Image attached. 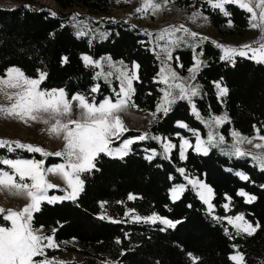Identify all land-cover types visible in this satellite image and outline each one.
Wrapping results in <instances>:
<instances>
[{
  "label": "trees",
  "instance_id": "16d2710c",
  "mask_svg": "<svg viewBox=\"0 0 264 264\" xmlns=\"http://www.w3.org/2000/svg\"><path fill=\"white\" fill-rule=\"evenodd\" d=\"M53 1L63 9L83 8L95 15L110 14L123 7L116 0ZM170 1L180 9H194L208 15L222 36L242 38L249 29V13L235 5L226 6L230 16L225 17L210 9L205 0ZM25 6L0 9V76L12 67L19 68L29 78H37L39 72H44L47 75L41 89H64L69 98L82 93L99 104L105 98L115 101L114 89L119 90V83L95 78L96 68L86 67L81 57L88 55L98 60L110 56L130 68L134 62L139 64V79L134 82L132 96L135 107L130 108L155 112L163 95L162 84L157 81L161 64L142 30L124 21L104 20L103 29L109 32L106 40L78 37L67 18L52 16L49 9ZM229 19L232 26L228 25ZM221 55L212 42L205 44V62L197 73L200 86V95L194 98L197 110L206 119L227 114L229 122L221 130L229 141L233 130L252 138L259 129V135L264 136V64L237 57L232 65L222 61ZM64 57L68 58L67 63L62 62ZM193 57L191 49L177 50L174 66L185 75L194 64ZM215 82L228 89L226 96L217 95ZM95 85H99V90L92 93L90 89ZM178 122L187 127H179ZM194 132L206 136L204 124L196 119L190 104L184 100L178 101L167 115L159 114L148 129L125 132L121 140L143 133L161 139L137 141L123 159L101 154L96 169L81 174L84 188L75 202L41 204V210L34 213L33 227L43 226L46 235L57 229L55 240L59 249L49 250L48 254L56 256L73 250L84 257L81 263L71 264H193L192 257L197 258L195 264H234L229 256L238 249L244 254L245 264H264V171L250 156L229 157L218 149L203 155L190 147L186 159L181 160L180 141L186 138L194 145ZM167 140L176 147L165 159L162 144ZM118 146L120 141L111 145ZM153 150L157 155L149 161L146 157ZM0 158L43 160L46 168L64 162L62 157H45L24 149L9 152L0 148ZM180 168L185 170L183 176L177 171ZM237 172H243L249 179L241 180ZM185 176L204 181L212 188L211 214ZM177 185L186 188L173 202L172 189ZM240 190L256 199L246 203V197L237 195ZM129 195L135 199L129 200ZM226 196L231 198L229 211L223 207L229 203ZM153 213L183 223L175 229L161 231L164 226L158 222H135L131 218ZM241 213L253 227L259 225L253 235H236L226 219L219 222L213 219ZM101 215L120 222L100 219ZM0 226H10V222L0 219ZM72 241L74 245H70Z\"/></svg>",
  "mask_w": 264,
  "mask_h": 264
},
{
  "label": "snow or ice",
  "instance_id": "6c2138e0",
  "mask_svg": "<svg viewBox=\"0 0 264 264\" xmlns=\"http://www.w3.org/2000/svg\"><path fill=\"white\" fill-rule=\"evenodd\" d=\"M121 3L122 0H116ZM128 2V0H123ZM168 0H163L166 5ZM205 3L212 10H218L225 17L230 16V12L226 6L235 5L239 9L249 13L248 24L252 29H260L261 41L257 42L259 47H253L246 44L239 47L230 45H222L216 43V47L222 51L220 59L232 65H235L236 58L241 57L250 59L255 63L264 64V0H205ZM29 7V6H25ZM162 9L160 0H141V6L136 8L138 14H146L151 11L156 14ZM56 16L55 12L51 13ZM79 14H74L73 20ZM201 16L200 12L193 13L191 19L195 21ZM207 20V17H203ZM228 25L232 26L231 19ZM86 27V26H85ZM183 32L184 35L177 36V33ZM150 37L152 33L146 32ZM54 36V33L52 34ZM76 35L82 37L87 35L86 31L78 30ZM106 37L107 34H101ZM186 37L188 39H186ZM198 33L190 31L184 25L170 26L162 29L155 35L157 47L165 54V58L161 60L162 67L160 69V82L167 85L166 89H161L163 95L161 100L157 103L156 111L152 113L155 119L157 113L167 115L171 111L172 105L179 100H187L191 105L192 114L196 119L205 123L209 128L207 140H202L198 133H193L196 136V144L192 145L188 140L182 138L179 147L180 158L186 159V149L189 147L194 148L197 153L207 155L211 147H220L225 144L224 136L214 131L223 123L229 122L227 114L223 116H212L208 121L203 120L196 105L193 103L192 98L200 95V86H191L181 83H173L181 78L171 69L166 63V60L173 59L172 50L179 47L182 43L189 46L194 53V64L189 69L190 79H195L196 73L199 72L203 61L199 59L202 53H197L196 49L202 44L207 37H200L197 40ZM189 40L191 43L189 44ZM164 41L161 45L159 42ZM160 59V55L157 54ZM86 67L99 68L100 61L93 60L88 55L81 57ZM178 59V57L176 58ZM108 62L109 71L105 74V78L113 76L115 69L116 79L119 81V90L114 89L116 96L115 101L111 98H105L103 102L97 104L95 99H89L88 96L82 93H76L69 98L64 89L45 90L41 89L40 85L46 78V73L39 72L37 78H29L19 68L12 67L6 70L3 76H0V98L7 101V104H0V115L6 118H14L25 124L29 122H42L48 126L47 131L50 135H55L64 141V148L55 153L46 152L44 149L31 144H24L19 141L0 140V148H6L9 152L16 149H24L32 153H40L42 156L55 155L63 158V163L57 164L52 167H45L43 160L35 159H8L0 158V165L5 168H0V188L6 189L9 193L23 197L27 203L22 209H5L0 207V219L5 222H10V226H0V264H66L64 261L49 259L46 250L59 249V244L55 240V233L57 229H53L51 234L43 233V226L40 228L33 227L34 213L41 210V204L47 202L48 204H56L64 201L75 202L83 191V180L80 178L84 172H91L96 169V161L101 154L123 159L131 151V145L137 141H142L147 138L160 140V137L149 136L148 133H143L137 137L121 140V137L129 129L124 124L120 117V113L125 112L128 107H135L132 102V96L135 89L133 88V81L138 80L139 64L133 63L129 68L122 61L120 67L110 62V58H106ZM63 63L68 62V58H63ZM182 67V65H181ZM101 73H96L95 78H99ZM217 95L224 97L228 94V89L222 87L220 82H215ZM173 89H178L174 92ZM99 90V85L93 86L90 91L96 93ZM179 127H187L186 124L178 122ZM257 129L256 137L249 138L243 137L234 130L231 135L234 143L229 150L222 149V154L229 157L242 158L251 155V159L257 161L261 170L264 171V153L259 155H252L243 151L239 145L243 143L252 144L253 139L264 141V136L259 135ZM115 141H120L119 147H111ZM256 148H264V143H257L254 145ZM170 141L163 143L162 148L164 158H168V153L175 148ZM157 155L156 151H152V155L146 157L151 161ZM7 169V170H6ZM183 176L185 170L177 169ZM49 175L55 176L62 180L64 187L50 182ZM237 176L241 180H248V176L243 172H237ZM185 179H188L185 176ZM188 182L197 189V194L200 199L208 205L209 213L211 214L214 206L211 203L213 198V190L210 186L200 180L189 179ZM185 185H177L172 189V200L175 202L180 198V194L185 191ZM57 189L62 191L64 195L49 196V190ZM237 195L246 197L245 202L251 203L256 197L248 195L243 190H240ZM129 200L135 199L134 196L129 195ZM229 203L223 205L225 211H229V204L231 203L230 197H225ZM103 207V204H101ZM130 212L134 210H129ZM129 215V213H125ZM100 219H109L113 223L120 221L112 220L111 217L101 215ZM135 222H145L155 224L159 222L165 229H175L177 225L183 223L182 220H171L161 217L153 213L148 217H141L134 215L131 217ZM218 222L226 219L228 224L232 225L235 229V234L240 235L247 233L253 235L259 225H253L245 220L244 215L238 214L235 217H213ZM227 235V229L225 230ZM120 243L119 240L116 241ZM235 248V246H233ZM123 254V253H122ZM191 255V254H189ZM195 257H192L193 264L196 262ZM229 259L234 264H245V257L238 249L235 254L230 255Z\"/></svg>",
  "mask_w": 264,
  "mask_h": 264
},
{
  "label": "rangeland",
  "instance_id": "374dc122",
  "mask_svg": "<svg viewBox=\"0 0 264 264\" xmlns=\"http://www.w3.org/2000/svg\"><path fill=\"white\" fill-rule=\"evenodd\" d=\"M160 2L162 3V9L160 11H158L156 14H152L151 11H149L146 14L136 13L135 9L141 6V0H128V2L122 1V6H123L122 8L114 9V10H112V12L110 14H106V15L91 14L89 11H87L86 9H83V8L63 9V8L59 7L53 0H0V9L13 10V9H16L21 4L27 5L31 8H34V9H49L52 12H55L57 15H60V16L67 18L69 20V22L75 27V29L77 31L78 30L86 31L87 35H85L84 37H89L91 39L99 40V41H104L109 37V32L106 31L105 29H103V25H104L103 21L104 20L127 22V23L133 25L134 27H137L138 29L142 30V32L147 36L148 41H149V47H150L151 51L156 55L157 54L160 55V59H159L160 64H161V60L166 59V58H165V54L161 52V49L159 47H157V41L155 40V35L157 33H159L162 29L170 27V26L184 25L190 31H194V32L198 33L197 40H199L200 37H207V40H205L202 44H200L199 47H197V49H196L197 53H202V55L199 56V59L201 61H203V64L205 62V60L203 59V50H204L205 44L208 41L212 42L214 45H216V43H219L222 45H230V46H234V47H239L241 45L249 44V45H252L253 47H259V44L257 42L261 41V31L258 28L252 29L249 27L246 35L242 38L222 36L219 34L218 30L211 23L208 15H206L205 13L198 11V10H194V9H187V10L186 9H180L177 6H175L170 0H168L166 5L163 4V0H160ZM195 12H200L201 16L199 18H197L195 21H193L191 19V17L193 16V13H195ZM74 14H79L76 17V20L72 19ZM205 16L207 17V20L203 19V17H205ZM146 32L152 33V36L150 37L149 35L146 34ZM101 34H107V35H106V37H104ZM176 35L180 36V35H184V33L180 32V33H177ZM186 39H188V38L186 37ZM159 43L161 45H163L165 42L160 41ZM190 43H191V40H189V44ZM181 49H191V48L182 43L179 47H175L172 50L173 59L166 60V63L177 74V76L181 78L180 80L174 81L173 83L183 82L186 86L191 85L193 87L196 85H199V83L197 82V73L195 75V79H190L189 77L191 74L189 73V71L187 72V74L183 75L174 66V53H175V51L181 50ZM106 58H110V62L112 64L116 65L117 68L120 67L121 61L113 60L110 56H104L98 60L93 59L95 61H100V64H101V66L99 68H96L97 73L98 72L101 73V75L99 76L98 79L105 81V82L112 83L114 81H117L116 75L118 73H116L115 69H111V71L114 72V75L107 77V79L105 78V74L110 70L109 66H108V62L106 61ZM203 64H202V66H203ZM161 67H162V64H161ZM161 67H160V69H161ZM192 67H193V65H192ZM135 81L136 80L133 81V88H134V82ZM157 81L160 84H162V89L167 88V85L160 82V75H158ZM117 82L119 83V81H117ZM173 91L178 92V89H173ZM194 98L195 97L192 98L193 103H194ZM178 101H181V100L178 99L176 101V103ZM184 101H187V100H184ZM7 103L8 102L5 101L3 98H0V104H7ZM174 105H172L171 109L174 107ZM152 113H154V112H145V111L133 110L130 107H128L125 112H122L119 115L129 130L134 129L137 131H144L156 122L159 114H163V113H157V115L154 119L152 116ZM220 116H223V115H220ZM203 120L208 121L209 119L203 118ZM203 124L206 128V136L202 137V136H200V133H198V134L202 140L206 141L207 137H208V133H209V128L206 126L205 123H203ZM223 124L221 126H219L218 128H214V131H216L220 135L224 136L225 144L221 145L220 147H211L209 149V151L212 149H218L219 151L222 152V149H224L225 151L229 150L231 148V146L233 145V143H234L233 137H231L232 139L230 141L227 140L226 136L223 134V132L221 130ZM0 125H2V127L8 133H10L9 137L4 136V140L19 141V142L24 143V144H31L34 146H38V147L44 149L46 152H49V153H55V152L61 151L64 148V141L61 138L56 137L55 135H50L47 131L48 126L42 122H29L28 124H25V123H23L17 119L6 118L4 115H0ZM241 136H243V135H241ZM243 137H246V136H243ZM254 137H256V136H254ZM183 139H186V138H183ZM0 140H2V139L0 138ZM186 140H188V139H186ZM167 141H169V140H167ZM167 141H165L164 143H166ZM181 142H182V139L180 141V144H181ZM196 142H195V144H196ZM257 143H264V141H261L259 139H253L252 144L243 143V144H240L239 147L243 151H245L246 153H249L252 155H259L261 153H264V148L258 149L254 146ZM130 147H131V151H132V145ZM113 148H115V147H113ZM189 148L186 149V153H185L186 156H187V152H188ZM50 156L57 157L55 155H50ZM248 156L251 157V155H248ZM181 160L184 161L185 159H181ZM255 162L257 163V161H255ZM257 165H258V163H257ZM48 179L50 180V182H52L54 184H58L61 187H64L62 180H60L59 178L52 176V175H49ZM189 179L199 180L197 178L188 177V179H186L187 182ZM202 182L205 183L204 181H202ZM188 184H190V183L188 182ZM83 188H84V183H83ZM195 190L197 192V189H195ZM80 194H81V192H80ZM80 194H79V196H80ZM48 195L49 196H60V195H64V193L62 191L57 190V189H51V190H49ZM180 196H181V194H180ZM26 203H27V200L24 199L23 197L15 196V195L9 193L6 189L0 188V207H3L5 209H22ZM211 203L213 204V198L211 200ZM207 207H208V205H207ZM141 217H148V216H141ZM43 233L46 234V231L43 230ZM245 234H247V233H245ZM74 244H75V241H72L70 243V245H74ZM49 250H55V249H49ZM49 250H46L47 256L49 259L54 258L55 260L64 261V262H66V264L81 263L84 259V257L81 254H79L78 252L73 251V250H68V251H66L60 255H56V256L55 255H49L48 254Z\"/></svg>",
  "mask_w": 264,
  "mask_h": 264
},
{
  "label": "crops",
  "instance_id": "0c3cea01",
  "mask_svg": "<svg viewBox=\"0 0 264 264\" xmlns=\"http://www.w3.org/2000/svg\"><path fill=\"white\" fill-rule=\"evenodd\" d=\"M132 130H134V129H132ZM9 134L10 133H8L3 127H2V125H0V138L2 139V140H4V136L5 137H9ZM168 142V141H167ZM182 195V194H181Z\"/></svg>",
  "mask_w": 264,
  "mask_h": 264
}]
</instances>
